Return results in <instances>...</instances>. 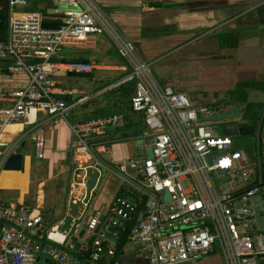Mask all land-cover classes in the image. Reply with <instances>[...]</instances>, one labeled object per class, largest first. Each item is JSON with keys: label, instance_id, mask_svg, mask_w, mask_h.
I'll list each match as a JSON object with an SVG mask.
<instances>
[{"label": "built area", "instance_id": "obj_1", "mask_svg": "<svg viewBox=\"0 0 264 264\" xmlns=\"http://www.w3.org/2000/svg\"><path fill=\"white\" fill-rule=\"evenodd\" d=\"M54 1L64 7L48 21L40 11H21L25 0H8L0 60L7 61L11 74L28 76V83L21 89L0 88V169L19 142L4 139L10 125L21 122L26 127L24 135L32 136L35 156L42 159L47 122L56 123L88 98L71 102L64 96L73 90L56 85L52 59L64 43L106 35L131 66L119 84L134 83L130 104L143 115L153 156L107 161L102 156L106 146L90 141L121 125V113L73 123L69 202L86 198L89 168L98 171L91 194L115 174L143 199V213L128 229L127 240L144 246V264H184L214 253L222 257V264H264V227L254 201L262 195L264 203V149L258 167L248 170L233 137L217 133L215 123L205 120L218 110L198 106L186 93L157 83L152 63L139 57L133 41L96 0ZM50 22L59 26H44ZM94 67L91 62H75L67 63L65 70L89 73ZM135 211L137 205L119 196L110 208V225L120 228L121 219ZM79 212L66 229L63 221L48 228L40 210L20 201H0V264H37L42 256L58 264H98L104 254L115 255V246L106 244L110 229L103 224L104 211ZM88 250L90 259H82Z\"/></svg>", "mask_w": 264, "mask_h": 264}, {"label": "crops", "instance_id": "obj_2", "mask_svg": "<svg viewBox=\"0 0 264 264\" xmlns=\"http://www.w3.org/2000/svg\"><path fill=\"white\" fill-rule=\"evenodd\" d=\"M25 1L19 8L21 11H40L48 21H53L55 10L64 7L54 0ZM96 1L120 26L124 35L133 41L139 57L152 63L151 74L157 83L186 93L198 106H212L218 111L226 92L245 89L248 91V102L242 108L245 111L250 108L255 121L262 119L264 0ZM30 3L34 5L24 10ZM72 57L87 59L95 65L93 71L67 72L65 59ZM52 62L55 64L53 77L56 85L73 90L64 98L71 102L84 96L88 98L78 102L56 123L47 122L45 157L42 159L35 156L32 136L24 135L26 127L21 122L10 125L3 136L10 143L19 141L15 153L24 155V168L9 170L4 166L0 169V201H20L40 210L48 228L72 215L68 194L72 177L69 167L74 164L71 125L121 113L124 122L110 127L102 135L144 129L141 122H144L143 115L133 111L130 104L134 83L119 84L130 72L131 66L106 35H91L84 41L65 42ZM27 83L28 76L11 74L7 70V61L0 60L1 89H21ZM138 139L120 138L98 143L107 148L102 153L103 158L114 161L146 155L149 145L139 144ZM262 146L264 149V129ZM259 155L256 149L252 159L243 160L248 170L258 167ZM119 196L135 207L137 205L138 214L135 211L130 218L121 219L116 235H112L110 230L106 244L108 247L114 245L116 253L113 256L104 254L98 264H109L113 260L121 264H144L147 262L144 246L130 244L127 238L117 253L121 236L132 224L134 214L137 222L143 213V199L138 196L135 187L110 174L91 194L88 204L80 209L90 212L103 210V224L110 229L114 227L110 225V208ZM87 257L89 260L90 257ZM222 261V257L214 253L184 264H222ZM38 264L58 263L42 256Z\"/></svg>", "mask_w": 264, "mask_h": 264}, {"label": "water", "instance_id": "obj_3", "mask_svg": "<svg viewBox=\"0 0 264 264\" xmlns=\"http://www.w3.org/2000/svg\"><path fill=\"white\" fill-rule=\"evenodd\" d=\"M45 27H58V24L44 23ZM66 63L75 62H88L87 59H80L76 57L65 59ZM248 102V91L245 89L231 90L225 93L224 98L220 100L221 109L211 115L208 119L213 121L216 125L217 133L226 136H232L234 142V149L241 150L243 160L246 158V151H249V155L252 157L253 150L258 149L259 154L262 151V140H263V129H264V115L262 119L258 122L252 117L249 109L244 110L242 108L243 104ZM143 128H138L135 130H128L121 133L113 135H101L97 137L90 138L92 143L105 142L108 140L120 139V138H139L138 143L144 144L145 139L143 138ZM247 149V150H246ZM246 150V151H245ZM149 157L153 156V148L149 145L147 147V154ZM145 156V154H144ZM249 156V157H250ZM5 168L9 170H22L24 168V155L21 153L12 154L5 163ZM88 174L91 177L88 188L87 195L84 201L74 203L70 201L69 205L72 210V215L66 217L63 229H66L71 223L73 216L80 215L79 209L87 203L91 197V191L94 189L97 178L98 171L92 168L88 169ZM264 186V177L263 183ZM169 198L170 195L166 194ZM256 202V214L261 227H264V203L263 196L259 195L254 200ZM111 231L116 230V227H111ZM38 260L37 264L39 263Z\"/></svg>", "mask_w": 264, "mask_h": 264}, {"label": "trees", "instance_id": "obj_4", "mask_svg": "<svg viewBox=\"0 0 264 264\" xmlns=\"http://www.w3.org/2000/svg\"><path fill=\"white\" fill-rule=\"evenodd\" d=\"M0 6H2L3 10L0 11V18L2 19L0 21V40H2L4 38L5 35V29H6V16H7V11H8V0H0ZM139 211V210H138ZM138 214V212H137ZM136 222V214H134V218L132 220V224L128 225L126 228V230L124 231L123 235L121 236V243L118 246V251L117 253H119L121 251L122 245L126 242V238H127V234H128V229L134 225V223ZM87 256H89V252L87 251L85 253V255L82 257V259L87 260ZM115 260L110 261L112 264Z\"/></svg>", "mask_w": 264, "mask_h": 264}, {"label": "rangeland", "instance_id": "obj_5", "mask_svg": "<svg viewBox=\"0 0 264 264\" xmlns=\"http://www.w3.org/2000/svg\"><path fill=\"white\" fill-rule=\"evenodd\" d=\"M34 4L33 3H30V6H28V7H26L25 6V8H24V10L25 9H30L32 6H33ZM0 7H2V6H0ZM1 10H3V8L1 9ZM0 10V11H1ZM117 24V23H116ZM118 25V24H117ZM119 26V25H118ZM120 27V26H119ZM121 29V28H120ZM122 30V29H121ZM143 124H144V122L143 121H141ZM142 123H140L141 125H143ZM147 133V134H146ZM143 138L145 139V146L146 145H149L150 144V141H149V136H148V130L145 128V126H144V133H143ZM247 150V149H246ZM245 150V151H246ZM249 155V151H246V159L247 160H249V158H251L252 159V157Z\"/></svg>", "mask_w": 264, "mask_h": 264}]
</instances>
